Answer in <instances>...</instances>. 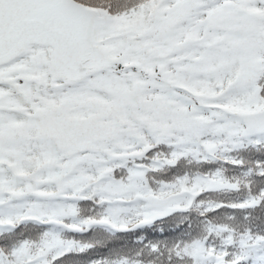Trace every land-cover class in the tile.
Returning a JSON list of instances; mask_svg holds the SVG:
<instances>
[{"label":"snow or ice","instance_id":"6c2138e0","mask_svg":"<svg viewBox=\"0 0 264 264\" xmlns=\"http://www.w3.org/2000/svg\"><path fill=\"white\" fill-rule=\"evenodd\" d=\"M0 264H264V0H0Z\"/></svg>","mask_w":264,"mask_h":264},{"label":"trees","instance_id":"16d2710c","mask_svg":"<svg viewBox=\"0 0 264 264\" xmlns=\"http://www.w3.org/2000/svg\"><path fill=\"white\" fill-rule=\"evenodd\" d=\"M198 166L195 164V162H192V163H188L187 161H181V163L177 166V169L183 173L185 171H193L197 168ZM208 167H214L213 165H210ZM175 171V170H174ZM213 198H219V199H224L225 197L222 196V195H216V194H212ZM233 210L231 209H221L220 212L221 213H224V212H231ZM216 215H219V213H217ZM191 219L193 221H199V220H202L204 219L203 217H200L199 214L196 212V211H193L191 213ZM161 227L164 228V232L163 233H160L158 229H155V230H150L148 232V237L149 238H152V237H163L165 235H172L173 234V228L169 225V224H164L162 225ZM185 227H187V222H185L184 224H181L179 226V228H175L174 231L175 232H179V231H182Z\"/></svg>","mask_w":264,"mask_h":264}]
</instances>
